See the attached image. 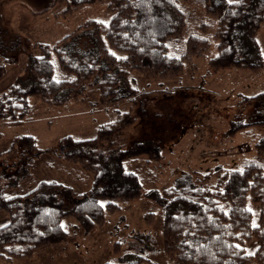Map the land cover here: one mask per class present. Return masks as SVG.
Masks as SVG:
<instances>
[{
  "label": "trees",
  "instance_id": "1",
  "mask_svg": "<svg viewBox=\"0 0 264 264\" xmlns=\"http://www.w3.org/2000/svg\"><path fill=\"white\" fill-rule=\"evenodd\" d=\"M105 1L112 12L107 22L86 20L52 45L39 43L41 52L29 59L25 82H12L0 94V121L25 119L28 94L61 105L95 88L103 106L129 98L135 103L133 70L161 77L179 74L207 50L210 35L217 40V53L208 59L211 68H263L256 32L264 21V0ZM198 5L207 15L199 24L194 22ZM74 36L81 42L68 44ZM250 99L261 116L249 123L263 128L259 137L251 133L256 138L251 156L232 168L184 173L161 192V235L170 264H264V90ZM133 119L124 112L100 124L92 138L67 135L59 141L62 156L90 175L87 191L73 195L62 183L41 180L22 194H8L31 176L29 162L0 167V211L9 216L0 226V257L28 256L67 239L66 218L85 231L102 225L105 214L119 208L118 200L139 194L140 174L153 176L148 163L159 153L150 140H124L121 131ZM18 138L31 145L34 140ZM140 260L134 257L128 264Z\"/></svg>",
  "mask_w": 264,
  "mask_h": 264
},
{
  "label": "rangeland",
  "instance_id": "2",
  "mask_svg": "<svg viewBox=\"0 0 264 264\" xmlns=\"http://www.w3.org/2000/svg\"><path fill=\"white\" fill-rule=\"evenodd\" d=\"M73 1L0 0V94L12 82H25L29 59L41 52L39 43L52 45L86 20L107 22L112 14L105 0ZM70 6L72 9L66 11ZM197 12L195 23L207 20L201 5ZM213 31L211 28L210 33ZM78 39L74 36L67 43L76 45L81 42ZM256 39L263 64L258 71L208 66V59L217 53V40L212 35L207 50L192 57L179 74L161 77L133 70L135 103L129 98L103 106L95 88H86L81 96L61 105L28 94L25 119L0 121V167L6 169L27 159L31 175L6 191L8 194H22L41 180L62 183L73 195L87 191L90 175L62 156L59 141L67 135L92 138L100 124L124 112L134 118L121 131L124 140H150L159 154L148 163L153 176L140 174L139 194L118 200L119 208L107 212L102 225L85 231L73 225L71 218L63 219L67 239L28 256L0 257V264H128L138 256L139 264H170L161 235L162 190L179 182L184 173L232 168L253 153L256 138L251 133L257 137L263 134L260 125L249 123L261 114L256 102L246 98L264 90V21ZM55 55L53 52L52 58ZM21 136H32V145L18 138ZM8 218L0 211V226Z\"/></svg>",
  "mask_w": 264,
  "mask_h": 264
}]
</instances>
